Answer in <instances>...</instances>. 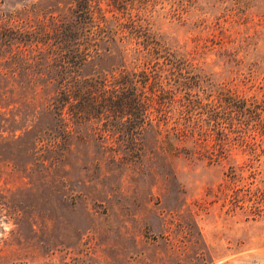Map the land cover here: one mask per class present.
Returning <instances> with one entry per match:
<instances>
[{
	"label": "rangeland",
	"instance_id": "rangeland-1",
	"mask_svg": "<svg viewBox=\"0 0 264 264\" xmlns=\"http://www.w3.org/2000/svg\"><path fill=\"white\" fill-rule=\"evenodd\" d=\"M151 14L170 41L198 43L214 77L255 61L262 84L264 0H155ZM220 34L241 66L215 52ZM2 129L0 264H264V144L233 145L220 163L183 149L163 176L148 160L110 161L115 145L73 141L59 157L36 130Z\"/></svg>",
	"mask_w": 264,
	"mask_h": 264
},
{
	"label": "trees",
	"instance_id": "trees-1",
	"mask_svg": "<svg viewBox=\"0 0 264 264\" xmlns=\"http://www.w3.org/2000/svg\"><path fill=\"white\" fill-rule=\"evenodd\" d=\"M154 1L0 7L2 131L36 130L34 142L59 157L73 141L115 145L110 161L148 160L163 176L172 175L171 159L183 149L220 163L233 145L263 146L264 68L260 85L255 61L229 79L214 77L195 58L198 43L172 42L153 25ZM210 41L241 66L232 41L222 34Z\"/></svg>",
	"mask_w": 264,
	"mask_h": 264
}]
</instances>
